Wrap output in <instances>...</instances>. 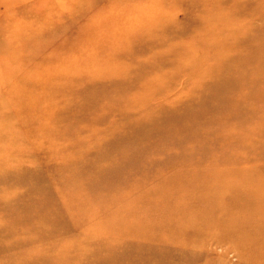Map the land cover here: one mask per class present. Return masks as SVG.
Masks as SVG:
<instances>
[{
  "label": "rangeland",
  "instance_id": "rangeland-1",
  "mask_svg": "<svg viewBox=\"0 0 264 264\" xmlns=\"http://www.w3.org/2000/svg\"><path fill=\"white\" fill-rule=\"evenodd\" d=\"M0 264H264V0H0Z\"/></svg>",
  "mask_w": 264,
  "mask_h": 264
},
{
  "label": "bare ground",
  "instance_id": "bare-ground-1",
  "mask_svg": "<svg viewBox=\"0 0 264 264\" xmlns=\"http://www.w3.org/2000/svg\"><path fill=\"white\" fill-rule=\"evenodd\" d=\"M243 41H245V39ZM250 44H254L252 46V53L251 54H246L245 56L240 57L239 58L238 65H242V66L243 65H246L247 63L253 61L257 57V55L259 53V48L256 47L257 46V42H256V44H255V42H251ZM130 128H131V126H130ZM120 135L122 136V138L120 137ZM120 135H116L115 137L110 138L109 142L111 144V147L107 151L108 155H112L113 154V151L115 149H117L119 151V147L122 146V145H124L125 143L128 146H131L132 143H135V142H131V141L134 140V131L130 130L128 127L125 128L121 132ZM103 143H106V141H104ZM103 175H105V173H102V174H99V175L97 174V176L95 177V179L100 180L103 177Z\"/></svg>",
  "mask_w": 264,
  "mask_h": 264
}]
</instances>
